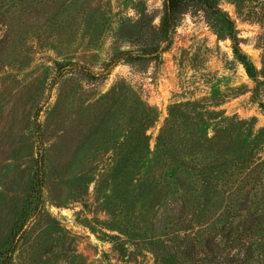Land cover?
<instances>
[{
  "label": "rangeland",
  "instance_id": "1",
  "mask_svg": "<svg viewBox=\"0 0 264 264\" xmlns=\"http://www.w3.org/2000/svg\"><path fill=\"white\" fill-rule=\"evenodd\" d=\"M164 1L0 0V264H264V0Z\"/></svg>",
  "mask_w": 264,
  "mask_h": 264
},
{
  "label": "trees",
  "instance_id": "2",
  "mask_svg": "<svg viewBox=\"0 0 264 264\" xmlns=\"http://www.w3.org/2000/svg\"><path fill=\"white\" fill-rule=\"evenodd\" d=\"M201 8L205 10L207 15L211 18L216 28H218L220 35L224 38H231L232 40L237 39L232 36V21L230 17L223 13V11L220 10L216 0H165L164 1V13L161 18V25L160 30L162 37L167 40L170 39L172 33L176 29L178 20L180 17L185 14L189 9L191 8ZM167 49L166 47H163L161 51ZM160 51V52H161ZM235 53L239 60L242 62V64L245 66V69L248 73V75L256 79L258 76V72L254 66V64L249 60V58L244 55L239 47L235 48ZM224 238L227 240H230L234 237V235L237 233L234 232V229H226ZM239 237L234 238V240L239 241L241 239V235H238ZM212 245H214V242H211V240H208V243L206 245V252L208 256H213L214 251L212 248ZM226 264H250L247 260L241 261V262H234L233 260H229Z\"/></svg>",
  "mask_w": 264,
  "mask_h": 264
}]
</instances>
